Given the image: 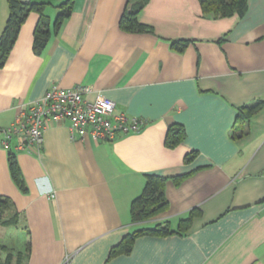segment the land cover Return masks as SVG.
Instances as JSON below:
<instances>
[{"label": "crops", "instance_id": "obj_1", "mask_svg": "<svg viewBox=\"0 0 264 264\" xmlns=\"http://www.w3.org/2000/svg\"><path fill=\"white\" fill-rule=\"evenodd\" d=\"M63 1L47 9L51 23ZM246 6L243 17L216 19L198 0H148L138 20L153 33L131 34L119 28L128 0H73L40 55L33 52L39 16L28 15L0 68V130L51 85L88 87L87 101L103 96L144 126L94 141L52 125L37 151L20 150V136L4 148L0 136V196L18 216L16 226L0 225V259L28 250L24 264H264V108L232 137L238 108L264 102V0ZM7 17L0 0V34ZM180 40L189 44L178 53L170 43ZM174 124L185 139L169 149ZM9 152L26 194L10 178ZM146 175L168 178V209L132 223L130 204ZM194 210L186 231L138 237L130 253L109 258L126 235L158 224L176 231Z\"/></svg>", "mask_w": 264, "mask_h": 264}, {"label": "trees", "instance_id": "obj_2", "mask_svg": "<svg viewBox=\"0 0 264 264\" xmlns=\"http://www.w3.org/2000/svg\"><path fill=\"white\" fill-rule=\"evenodd\" d=\"M54 1L55 0H28L22 2V0H6L8 17L0 34V68L4 66L18 37L20 28L30 13H36L39 16L38 23L33 33V52L36 55H40L44 51L52 35H55L61 23L70 17L73 9V0H64L59 3L55 6V8L58 9V13L53 23H51L47 15V9L53 7ZM147 2L148 0H135L133 2L128 0V8L125 9L119 21V28L121 31L131 34L153 33L150 26L142 24L138 20V15ZM198 2L203 15H210L216 19L228 18L234 15L243 17L247 10L246 0H198ZM188 44L189 41L183 40L170 43L172 50L178 53L183 52ZM263 108V101L238 108L235 119V124L237 125L236 131H238V133L234 131L232 137H242L245 128L244 125ZM184 139V128L181 125L174 124L168 128L164 144L166 148L172 149L181 144ZM195 156L196 152L187 154L184 157V162H191ZM7 163L12 182L22 194H26L27 188L22 173L15 155L11 152L8 153ZM185 177L186 175H181L171 179L175 182H180ZM167 180L168 178L158 175L145 176V186L142 193L130 204V217L132 223L149 221L163 214L168 209V202L164 194ZM197 214L198 212L195 210L192 211L187 219L180 221L176 231H172L167 224H158L152 229H142L128 234L117 246L111 249L109 258L130 253L133 243L138 237H163L182 233L188 229L192 218ZM17 223L18 216L16 213L11 214L9 200L0 196V225L8 227L16 226ZM1 250L6 252V249L3 247ZM26 257H28V250L27 254L18 253L15 256L8 253L3 260L0 259V264H24Z\"/></svg>", "mask_w": 264, "mask_h": 264}, {"label": "built area", "instance_id": "obj_3", "mask_svg": "<svg viewBox=\"0 0 264 264\" xmlns=\"http://www.w3.org/2000/svg\"><path fill=\"white\" fill-rule=\"evenodd\" d=\"M88 93L90 88L85 86L64 89L51 85L42 98L18 106L13 123L0 130L2 146L8 148L20 136V150L37 151L43 132L52 125L68 124L71 139L89 137L94 141H112L141 131L143 120L118 111L103 96L89 102L85 99Z\"/></svg>", "mask_w": 264, "mask_h": 264}, {"label": "rangeland", "instance_id": "obj_4", "mask_svg": "<svg viewBox=\"0 0 264 264\" xmlns=\"http://www.w3.org/2000/svg\"><path fill=\"white\" fill-rule=\"evenodd\" d=\"M5 229H3L2 227H0V243H2L3 241H5L6 239V235L4 233Z\"/></svg>", "mask_w": 264, "mask_h": 264}, {"label": "water", "instance_id": "obj_5", "mask_svg": "<svg viewBox=\"0 0 264 264\" xmlns=\"http://www.w3.org/2000/svg\"><path fill=\"white\" fill-rule=\"evenodd\" d=\"M25 1H28V0H22V2H25Z\"/></svg>", "mask_w": 264, "mask_h": 264}]
</instances>
